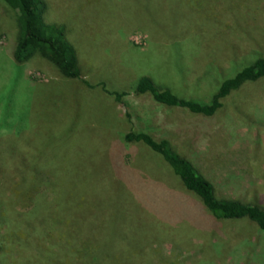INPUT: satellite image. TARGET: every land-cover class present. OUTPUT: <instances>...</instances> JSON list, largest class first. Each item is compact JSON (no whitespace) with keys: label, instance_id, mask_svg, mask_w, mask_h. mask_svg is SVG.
<instances>
[{"label":"rangeland","instance_id":"374dc122","mask_svg":"<svg viewBox=\"0 0 264 264\" xmlns=\"http://www.w3.org/2000/svg\"><path fill=\"white\" fill-rule=\"evenodd\" d=\"M42 1L44 20L71 31L67 49L81 77H63L38 54L16 63V13L0 0V209L23 218L60 192L68 214L86 219V247L102 264L126 246L122 230L142 241L134 264H264L263 233L213 219L159 156L123 140L132 129L165 139L217 197L264 206V78L210 119L132 91L148 76L208 102L224 79L264 57V0H197V8ZM107 91L126 95L117 102ZM14 246L10 264H20Z\"/></svg>","mask_w":264,"mask_h":264},{"label":"trees","instance_id":"16d2710c","mask_svg":"<svg viewBox=\"0 0 264 264\" xmlns=\"http://www.w3.org/2000/svg\"><path fill=\"white\" fill-rule=\"evenodd\" d=\"M1 1L16 13L17 35L13 51V59L16 63H24L38 54L55 66L63 77L69 79L81 77L76 62L77 56L73 58L67 49V45H71L68 38L71 31L67 29L66 24L44 20L42 0ZM119 1L123 6L128 1L131 4L138 3L139 8H197L196 4H198L197 0H134V3L132 0ZM263 78L264 57H259L233 76L224 79L208 102L181 97L168 88L158 86L148 76L139 77L132 91L137 96L148 94L156 103L164 107L184 109L191 114L210 119L223 107L225 100L232 93ZM83 83L90 86L85 81ZM107 93L117 102L122 101V97L126 95V92L107 91ZM123 140L127 143H140L159 156L172 174L179 179L184 189L198 201L200 208L213 219L223 222L246 221L264 234V206L217 197L211 182L187 157L178 153L169 141L155 140L148 133L133 129L123 135ZM58 181L55 179L53 185L58 186ZM64 198L60 192L56 193L52 201L35 205L19 219L0 209V264L12 262L10 252L16 244L21 246V251L24 253L20 258V264H102L95 247H86L88 243L83 235L91 232L86 231V219H83V216L68 214L69 208L64 205L66 201ZM46 210L49 212L46 213ZM34 212L38 217L33 215ZM147 213L145 209V214ZM56 225H59L60 236L53 238L50 231ZM128 226L124 225L125 228ZM122 233L123 235L120 236L126 241V246L108 252L104 264H134L132 258H135L134 254L141 250L142 241L131 243L125 230H122ZM40 238L44 244L42 248L37 244ZM95 242L101 243L98 238H95Z\"/></svg>","mask_w":264,"mask_h":264}]
</instances>
